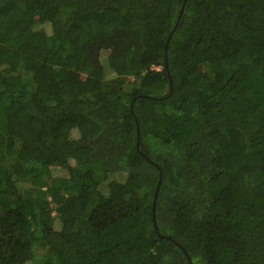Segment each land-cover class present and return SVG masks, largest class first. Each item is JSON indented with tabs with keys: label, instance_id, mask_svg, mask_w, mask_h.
<instances>
[{
	"label": "trees",
	"instance_id": "trees-1",
	"mask_svg": "<svg viewBox=\"0 0 264 264\" xmlns=\"http://www.w3.org/2000/svg\"><path fill=\"white\" fill-rule=\"evenodd\" d=\"M191 263L264 264V0H0V264Z\"/></svg>",
	"mask_w": 264,
	"mask_h": 264
},
{
	"label": "water",
	"instance_id": "water-1",
	"mask_svg": "<svg viewBox=\"0 0 264 264\" xmlns=\"http://www.w3.org/2000/svg\"><path fill=\"white\" fill-rule=\"evenodd\" d=\"M184 7H185V2L183 3L181 9H180V12H179V15H178V19L176 21V24L175 26L173 27V29L171 30L168 38H167V41H166V57H167V51H168V45H169V42L180 22V19H181V16L183 14V11H184ZM166 67H168V63H167V60H166V63H165ZM138 133H140V129L138 127ZM161 171V169H160ZM161 182H162V171H161V176H160V179L158 181V185L156 187V191H155V194H154V201H153V210H154V224L156 227H158V223H157V218H156V203H157V197H158V193H159V189H160V185H161ZM191 261V260H190ZM192 264V263H191Z\"/></svg>",
	"mask_w": 264,
	"mask_h": 264
},
{
	"label": "rangeland",
	"instance_id": "rangeland-1",
	"mask_svg": "<svg viewBox=\"0 0 264 264\" xmlns=\"http://www.w3.org/2000/svg\"><path fill=\"white\" fill-rule=\"evenodd\" d=\"M40 253H41V254H48V253H50V252L48 251L47 248L42 247V245H41V246H40Z\"/></svg>",
	"mask_w": 264,
	"mask_h": 264
}]
</instances>
